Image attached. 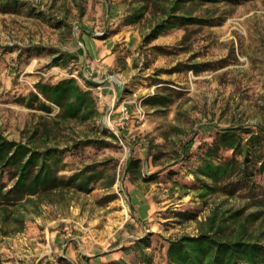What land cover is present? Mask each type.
<instances>
[{"label":"rangeland","instance_id":"1","mask_svg":"<svg viewBox=\"0 0 264 264\" xmlns=\"http://www.w3.org/2000/svg\"><path fill=\"white\" fill-rule=\"evenodd\" d=\"M21 1L17 8L0 9V132L39 140L51 129V142L63 145L69 137H97L98 129H111L119 138L107 136L108 146H86L66 160L69 172L109 162L118 180L111 189L75 191L29 214L22 231L0 236V264H100L124 255L134 260L122 248L135 239L150 236L161 253L166 238L197 233L198 220L217 205L256 208L246 190L201 197L186 166L189 159L182 156L194 157L221 128L264 126V0L220 3L213 25L176 26L150 43L145 35L159 17L153 5L138 22L125 21L141 0ZM82 32L91 35L89 42ZM109 49L114 58L105 62ZM65 52L73 56L54 65V56ZM92 62L103 72L90 71ZM83 65L87 79L108 76L123 86L112 105L95 89L102 112L96 119L62 127L54 120L56 104L47 112L19 101L42 78L75 76L86 86L80 78ZM154 94L172 101L144 100ZM131 156L140 159L137 173L125 170ZM258 179L263 183L264 175ZM108 194L117 197L107 201ZM182 210L196 218L181 217Z\"/></svg>","mask_w":264,"mask_h":264},{"label":"trees","instance_id":"2","mask_svg":"<svg viewBox=\"0 0 264 264\" xmlns=\"http://www.w3.org/2000/svg\"><path fill=\"white\" fill-rule=\"evenodd\" d=\"M238 1L141 0L126 15L125 21L138 22L153 5L154 16L159 17L145 35V42L150 43L176 26L213 25L218 20L216 5ZM21 3V0H0V9L17 8ZM203 6H206L205 10L199 13L198 10ZM106 31L111 33L110 28ZM154 47L162 53L166 51L164 46ZM68 56L73 54L65 52L54 56L52 63L64 64L62 61ZM80 78L84 79L86 86L75 76L58 81L42 78L35 83V89L20 96L19 101L47 112H52L50 103L56 104L60 110L54 120L61 126L72 122H89L102 113L95 92L98 84L85 78L82 73ZM144 100L167 105L172 98L154 94ZM60 129L56 130L54 140L58 139ZM98 131L100 136L69 137L63 145L51 142V129L43 132L39 140H35V135L26 140L11 139L0 132V236L22 231L29 214L41 212L44 204H59L72 192H90L98 186L113 188L118 175L109 162H92L68 171L66 157L69 154L86 146H108L107 136L119 138L111 129L103 127ZM39 133L38 127L34 134ZM182 157L189 159L186 166L194 177L193 187L200 190L201 197L211 192L221 191L233 195L246 190L256 208L248 210L246 207L226 208L217 205L206 218L198 220L197 233L166 238L163 252L158 253L151 237L144 236L122 248L124 254L132 255L134 260L124 255L101 260L100 264H264V182L258 179L264 175V126L259 125L256 129L244 126L221 128L210 142L200 145L194 157L187 153H183ZM139 162L140 159L131 156L125 170L137 173ZM116 197V194H108L106 199L110 201ZM178 215L196 218L194 213L187 210L179 211Z\"/></svg>","mask_w":264,"mask_h":264},{"label":"crops","instance_id":"3","mask_svg":"<svg viewBox=\"0 0 264 264\" xmlns=\"http://www.w3.org/2000/svg\"><path fill=\"white\" fill-rule=\"evenodd\" d=\"M82 38L85 41L89 42L91 39V35H89L87 32H82ZM107 39H110V36L105 37L103 41H106ZM109 50L106 51L103 58L105 62H110L114 58L113 50ZM80 51L83 52V49H80ZM97 65L98 67H102V65H100L99 63L92 62V64L89 65V70L91 71L92 69H95V73H102L103 70L99 69ZM86 70L87 66L81 68V73L85 76V78H87ZM88 79L98 84L95 89H97V93L102 92V94L104 95V103H109L112 105L114 101L117 99L119 100L123 94V86L119 82L109 80L108 76L101 78V76L96 75L95 77Z\"/></svg>","mask_w":264,"mask_h":264},{"label":"bare ground","instance_id":"4","mask_svg":"<svg viewBox=\"0 0 264 264\" xmlns=\"http://www.w3.org/2000/svg\"><path fill=\"white\" fill-rule=\"evenodd\" d=\"M124 206H125V207H124L123 213H124V214H127L128 211H129V207H128L127 205H124Z\"/></svg>","mask_w":264,"mask_h":264},{"label":"built area","instance_id":"5","mask_svg":"<svg viewBox=\"0 0 264 264\" xmlns=\"http://www.w3.org/2000/svg\"><path fill=\"white\" fill-rule=\"evenodd\" d=\"M98 96L100 97V99L103 97V94H102V92H99L98 93ZM60 110V109H59ZM59 110H58V112H59ZM117 134V133H116ZM118 136H119V134H118Z\"/></svg>","mask_w":264,"mask_h":264}]
</instances>
